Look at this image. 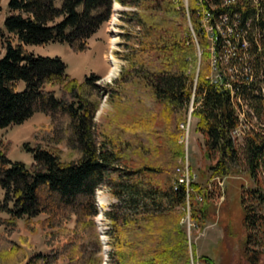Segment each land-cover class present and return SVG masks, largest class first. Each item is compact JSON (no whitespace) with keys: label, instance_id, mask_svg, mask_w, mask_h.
<instances>
[{"label":"trees","instance_id":"trees-1","mask_svg":"<svg viewBox=\"0 0 264 264\" xmlns=\"http://www.w3.org/2000/svg\"><path fill=\"white\" fill-rule=\"evenodd\" d=\"M116 1L132 7L124 11L138 30L127 33L126 50L118 53L124 62L104 89L113 105L114 100L125 103L126 115L118 117L115 111L100 124L93 120L100 75L90 72L78 80L66 71L60 56L35 54L26 45L58 41L75 52L87 49L88 37L107 18L111 0L6 2L0 33L6 36L0 55V128L20 123L33 112L43 113L48 123L30 133L36 139L32 145L22 144L31 154L29 163L10 159L11 140H0V211L7 214L0 216V264H100L93 220L99 184H106L117 198L104 211L110 258L116 264H188V244L179 222L186 190L172 185V173L182 154L178 121L190 97V115L197 117L195 129L202 134L203 154L209 159L205 169L227 175L243 168L257 181L264 173V133H247L239 153L229 133L236 121L233 100L228 91L208 82V54L202 49L197 60L182 0ZM206 1L214 5V0ZM230 7L243 14L250 9L248 4L245 9ZM187 10L195 29L191 0ZM195 35L201 45L196 29ZM259 63L256 59V68ZM135 89L149 102L130 111ZM253 101L258 113L259 100ZM59 142L75 155L63 158ZM189 185L190 215L201 224L207 198L192 201L197 183ZM257 185L237 195L244 228L241 255L249 264L264 256V190ZM38 214L44 216L25 226L39 225L47 251L27 254L22 246L26 238L16 242L10 231L17 218Z\"/></svg>","mask_w":264,"mask_h":264},{"label":"rangeland","instance_id":"rangeland-1","mask_svg":"<svg viewBox=\"0 0 264 264\" xmlns=\"http://www.w3.org/2000/svg\"><path fill=\"white\" fill-rule=\"evenodd\" d=\"M6 2L7 0H0V33L2 31V20L8 13ZM182 3L185 7L187 22L191 34L193 27L189 20L187 0H182ZM201 3L203 4L204 10L207 6L209 8L214 6L211 3H205L203 0ZM113 4L114 0H111L110 11L107 18L88 37V48L83 51H72L67 43L58 41L47 42L42 45H26V48L33 46L34 50L38 53L58 54L65 62L66 71L78 80L90 72L100 75L96 80V83L99 86V95L97 98V107L93 116V120L97 124L106 121L109 115L115 114V111L118 112V114H115L118 117L126 115L124 113L126 110L125 108H127L125 107V103L121 102V104H117L113 99V105L104 89L107 84H112V81L118 75L121 64L124 62L118 53L126 50L125 42L129 41V39H126L127 33H134L138 30L134 21L129 19V15L124 11L131 9L132 7L123 5L122 8L113 9V7L116 6V3ZM192 15L194 18H199V7H193ZM5 38L6 36L0 35V55L3 52ZM112 39L115 40V43L114 47L111 48ZM101 53H104L103 57ZM207 54L208 59H213L210 52H207ZM111 55L116 61L111 60ZM114 66L116 67V71L113 76H107L110 68ZM232 71L235 73L234 70ZM227 75L232 81L235 80V77H232L231 71L227 72ZM17 86L18 88H21L23 82L18 80ZM139 92L138 89H135L131 95L129 94L131 103L130 111L137 108L140 104H147L149 102L147 97L144 95L140 96ZM190 107H193L192 97H190L187 105L182 111V119L178 121L181 131L177 140L182 144V154L176 159L175 165L179 164V160L181 161V158H185L186 156L190 179L197 183V187L193 188V194L192 197L190 196V199L197 202L195 198L196 194L201 195L203 200V196L205 195L207 199L204 200L206 206L205 218L201 224L195 220L198 228L192 229L190 234L186 224L180 223L184 230L189 249L190 256L188 264L192 263V259L196 255L200 258L207 257L211 261V264H249L241 255L240 247L244 228L241 223V210L239 208L237 195L240 189L245 191L249 187L255 188L258 186L257 183L262 184L258 188L264 190V173H259V177L257 176L259 181H257L243 168L227 175L213 174L211 171L206 170L204 165L209 159L204 157L202 146L203 137L202 134L195 129L197 117L190 115ZM249 109H251L249 119L255 129L251 128L249 125L250 131L246 130L243 135L239 134L233 140L238 147L240 154L243 138L247 133L256 129L261 130L264 133V128L259 125L260 122L264 123V114H262L260 110L256 113L254 107H250ZM127 112L128 110L126 113ZM185 120H188V131L186 134L183 132L182 123V121ZM47 123L48 117L43 113L33 112L20 123L1 127L0 140L3 142L11 140L7 153L8 157L12 160H22L25 163H29L31 161V154L23 149L22 144L23 142H26L28 145H32L36 139H33L30 133L38 125L41 126ZM56 146L59 148L61 156L65 159L71 158L75 155L74 153L67 151L63 142L56 143ZM172 176L175 177V172L174 174L172 173ZM97 191H100V198L101 200H104V205H101L99 199L97 201ZM220 194H222V198L219 197ZM94 195L98 211V214L96 212L97 216L94 215L93 217L96 233L95 236L99 245L97 255L100 258V264H116L110 258L111 245L107 234L109 220L105 216L104 211L107 210L112 203L117 202V198L109 193L106 184H99L94 190ZM0 216L6 217L7 214L4 211H0ZM43 216V214H38L28 220L24 217L17 218L15 229L10 231V238L16 242L20 243L22 237L26 238V241L22 243V246L25 248L27 254L47 251V246L42 240L39 225L33 224L30 227L25 226L26 221L35 222ZM68 226H72V221L68 222ZM1 228L2 226H0V230ZM58 264H62V261H59ZM203 264L209 263L204 261ZM254 264H264L263 254L260 255L259 260Z\"/></svg>","mask_w":264,"mask_h":264},{"label":"built area","instance_id":"built-area-1","mask_svg":"<svg viewBox=\"0 0 264 264\" xmlns=\"http://www.w3.org/2000/svg\"><path fill=\"white\" fill-rule=\"evenodd\" d=\"M191 1L193 7H199V18H194V21L196 32L203 41L201 45L198 43L193 28L191 36L195 43L197 60H199L202 49L211 52L212 37L210 24L208 23V13H216L221 18L224 55L234 65L236 93H238V99L241 102V111H233L236 121L229 131L231 138L234 140L236 136L243 135L250 127L255 129L251 126L249 119V108L255 106L254 99L259 100L256 105L259 107L260 112L264 114V68L262 64L264 62V0H214L212 10H204L200 0ZM235 4L240 5L243 9L248 4L250 9L243 14L240 8L230 7ZM256 59L261 62L258 68L255 67ZM207 63L209 66L208 82L225 90L223 79L219 76L218 71L214 69L211 59H207ZM189 110H191V107ZM182 123L183 132L186 134L188 120L182 121ZM259 125L263 126L264 123L260 122ZM174 170L175 178L172 185H183L189 194L191 179L186 156L185 158L182 157L181 161L179 160V164L174 166ZM219 197L222 198V194ZM195 198L200 201L202 196L196 194ZM179 222L186 224L190 234L192 229L198 228L195 219H192L190 215L189 204H183ZM204 260L196 255L191 264H203Z\"/></svg>","mask_w":264,"mask_h":264},{"label":"bare ground","instance_id":"bare-ground-1","mask_svg":"<svg viewBox=\"0 0 264 264\" xmlns=\"http://www.w3.org/2000/svg\"><path fill=\"white\" fill-rule=\"evenodd\" d=\"M202 1V0H201ZM205 3H207L206 0H203ZM116 3V6L113 7V9L122 8L123 6L120 5L116 0H114V4ZM113 4V5H114ZM208 4V3H207ZM214 7V6H213ZM205 10H212V7L205 8ZM208 23L210 24L211 28V52L213 59L211 58V61L213 63L214 69L218 71L219 76L223 79V84L225 85V90L229 92L231 99L233 100L235 111H241V107L238 106V104H241L240 100L238 99V96L236 95V91L234 88V81H232L228 75L227 72L232 73V77H235V73L232 71L234 70V65L228 60L224 55V46H223V25L221 22L220 15H216V13H208ZM115 40H111V48L114 47ZM111 60L116 61L115 58L111 55ZM115 64V63H114ZM116 71V67H111L109 74L107 76H113L114 72ZM237 103V104H236ZM249 113L251 112V109H249ZM252 114V113H251ZM252 126V124H251ZM175 178V177H174ZM176 187V185H173ZM100 191L96 192L98 199L100 200L101 205H104V200H101V194H99ZM189 204V194L188 190H186V203ZM183 209V207H182ZM103 210V209H101ZM103 212V211H102ZM188 232L189 228L187 227ZM103 233V232H102ZM106 249V247H105Z\"/></svg>","mask_w":264,"mask_h":264},{"label":"crops","instance_id":"crops-1","mask_svg":"<svg viewBox=\"0 0 264 264\" xmlns=\"http://www.w3.org/2000/svg\"><path fill=\"white\" fill-rule=\"evenodd\" d=\"M27 45H32V44H27ZM28 50L32 51L35 54H41V55H58V54H43V53H38L34 50L33 46L27 48ZM102 57L104 56V53H101ZM59 56V55H58Z\"/></svg>","mask_w":264,"mask_h":264},{"label":"water","instance_id":"water-1","mask_svg":"<svg viewBox=\"0 0 264 264\" xmlns=\"http://www.w3.org/2000/svg\"><path fill=\"white\" fill-rule=\"evenodd\" d=\"M189 112H190V110H189Z\"/></svg>","mask_w":264,"mask_h":264}]
</instances>
